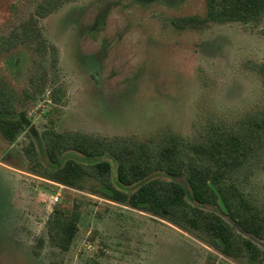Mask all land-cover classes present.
<instances>
[{
  "label": "rangeland",
  "instance_id": "rangeland-1",
  "mask_svg": "<svg viewBox=\"0 0 264 264\" xmlns=\"http://www.w3.org/2000/svg\"><path fill=\"white\" fill-rule=\"evenodd\" d=\"M43 1L0 0V88L15 94L14 116L28 121L14 141L0 132V264H247L164 216L102 195L93 179L76 189L43 177L26 148L46 129L149 146L169 135L201 139L214 126L238 129L264 108V21L189 22L206 15L207 0H56L58 8L38 20L47 45L56 47L55 62L50 48L46 54L9 48ZM63 158L85 164L108 158L116 188L139 187L117 183L109 154L95 159L68 151ZM232 182L264 206V153ZM203 207L251 237L218 206ZM73 209L78 236L62 253L50 244L47 221Z\"/></svg>",
  "mask_w": 264,
  "mask_h": 264
},
{
  "label": "trees",
  "instance_id": "trees-1",
  "mask_svg": "<svg viewBox=\"0 0 264 264\" xmlns=\"http://www.w3.org/2000/svg\"><path fill=\"white\" fill-rule=\"evenodd\" d=\"M58 6L56 0L39 3L34 23L17 28L9 48L20 44L33 46L41 54H46L50 48L56 62V47L47 45L38 20L54 12ZM187 19L191 23L203 24H261L264 21V0H207L204 17L190 16ZM261 71L264 77V63ZM16 113L15 94L0 88V132L10 141L17 139L28 122L25 117L14 116ZM33 136L39 142L36 144L32 139L26 152L32 170L43 177L76 189H87L88 180L93 179L99 184L94 190L114 201L164 216L174 225L218 247L228 257L247 264H264V251L256 241L264 242V206L252 203L232 182L242 169L253 165L264 153V108L244 120L238 129L221 131L219 126H214L203 138L188 142L169 135L156 146L98 140L83 133L65 134L54 129ZM37 145L43 147L47 163L40 161ZM68 151L95 159L109 154L116 162L117 183L128 188L136 184L139 187L133 191L116 188L110 159L85 164L72 158L64 159ZM210 181L222 194L227 212ZM103 187L114 193L103 192ZM140 203L148 204L142 206ZM207 205L218 206L223 215L251 237L236 233L222 215L203 207ZM79 222L80 214L75 209L68 215L58 210L53 213L47 221L50 244L62 253L68 252L78 236ZM41 243L44 244L43 239Z\"/></svg>",
  "mask_w": 264,
  "mask_h": 264
},
{
  "label": "water",
  "instance_id": "water-1",
  "mask_svg": "<svg viewBox=\"0 0 264 264\" xmlns=\"http://www.w3.org/2000/svg\"><path fill=\"white\" fill-rule=\"evenodd\" d=\"M209 183H210L211 187L215 190V192L218 194V196H219V202H220V204L222 205L223 209L227 212V211H228V208H227V206H226V203H225V201H224V199H223V196H222V194L220 193L219 189H218L217 186L214 184V182L210 181ZM39 188H40L41 190H43V191H46V192L52 194V195H56V194H57V191H56V190H52V189H50V188H48V187H45V186H39ZM102 191H103V192H106V193H109V194H113V193H114V191H113L112 189L108 188V187H103V188H102ZM140 204L143 205V204H148V203H140ZM164 214H165V215H168L169 212H164ZM220 242L223 244V246H225V242H224L221 238H220Z\"/></svg>",
  "mask_w": 264,
  "mask_h": 264
},
{
  "label": "flooded vegetation",
  "instance_id": "flooded-vegetation-1",
  "mask_svg": "<svg viewBox=\"0 0 264 264\" xmlns=\"http://www.w3.org/2000/svg\"><path fill=\"white\" fill-rule=\"evenodd\" d=\"M143 205H144V204H143ZM143 205H142V206H143Z\"/></svg>",
  "mask_w": 264,
  "mask_h": 264
}]
</instances>
